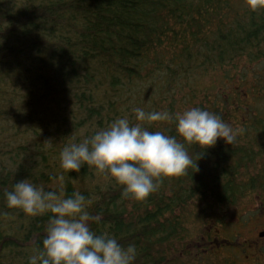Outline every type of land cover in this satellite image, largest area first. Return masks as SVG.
<instances>
[{
	"label": "trees",
	"instance_id": "trees-1",
	"mask_svg": "<svg viewBox=\"0 0 264 264\" xmlns=\"http://www.w3.org/2000/svg\"><path fill=\"white\" fill-rule=\"evenodd\" d=\"M137 107L207 109L236 142L201 159L186 145L193 165L142 201L87 165L60 167L66 144L117 118L136 123ZM142 123L177 135L174 120ZM22 179L82 193L102 214L91 229L134 245V264H264L230 241L264 219V11L245 0H0V264H27L45 236L48 214L6 206Z\"/></svg>",
	"mask_w": 264,
	"mask_h": 264
},
{
	"label": "clouds",
	"instance_id": "clouds-1",
	"mask_svg": "<svg viewBox=\"0 0 264 264\" xmlns=\"http://www.w3.org/2000/svg\"><path fill=\"white\" fill-rule=\"evenodd\" d=\"M245 3L251 11H264V0ZM134 112V124L127 117L117 118L82 142L66 144L60 152V167L78 172L87 165L121 185L122 198L142 201L157 190L162 177L183 175L193 165L186 145L202 147L201 159L218 140L232 145L238 135L218 114L201 107L174 116L139 107ZM145 120H174L182 141L177 135L149 131L143 126ZM58 179L63 180L62 173ZM4 196L9 209H20L29 216L48 214L42 247L28 257L27 264H134V245L124 247L115 237L91 229L90 223H99L102 214L89 213L86 197L79 191L61 196L22 179L5 190Z\"/></svg>",
	"mask_w": 264,
	"mask_h": 264
},
{
	"label": "flooded vegetation",
	"instance_id": "flooded-vegetation-1",
	"mask_svg": "<svg viewBox=\"0 0 264 264\" xmlns=\"http://www.w3.org/2000/svg\"><path fill=\"white\" fill-rule=\"evenodd\" d=\"M249 230H245L243 238L238 239L239 243H246L247 245L254 246V248L264 247V219L259 216L253 220Z\"/></svg>",
	"mask_w": 264,
	"mask_h": 264
},
{
	"label": "rangeland",
	"instance_id": "rangeland-1",
	"mask_svg": "<svg viewBox=\"0 0 264 264\" xmlns=\"http://www.w3.org/2000/svg\"><path fill=\"white\" fill-rule=\"evenodd\" d=\"M260 215L262 216V214H260ZM262 217H263V216H262ZM250 219H251V218H250ZM250 219H249V220H250ZM252 223H253V220H252V221H249L247 225L249 226V225H251ZM243 232H244V231H243ZM235 234H236V233H235ZM235 234H234V237H231V238H230L231 243H232V242H238V239L240 238V236H238V238L235 237ZM247 248H248V247H247ZM263 248H264V247H262V249H261L262 251H263ZM257 254H258L259 256H261V257H260V260H262V261L264 262V254H263V253H260V251H259L258 249H257Z\"/></svg>",
	"mask_w": 264,
	"mask_h": 264
}]
</instances>
